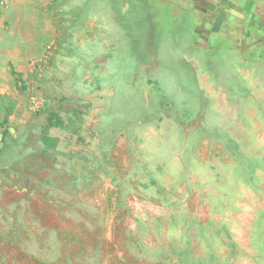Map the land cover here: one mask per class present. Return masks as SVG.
Masks as SVG:
<instances>
[{
  "label": "rangeland",
  "instance_id": "1",
  "mask_svg": "<svg viewBox=\"0 0 264 264\" xmlns=\"http://www.w3.org/2000/svg\"><path fill=\"white\" fill-rule=\"evenodd\" d=\"M0 264H264V0H0Z\"/></svg>",
  "mask_w": 264,
  "mask_h": 264
},
{
  "label": "crops",
  "instance_id": "2",
  "mask_svg": "<svg viewBox=\"0 0 264 264\" xmlns=\"http://www.w3.org/2000/svg\"><path fill=\"white\" fill-rule=\"evenodd\" d=\"M18 16V15H17ZM17 22L16 30H13L10 34L15 33L20 35V39L23 41V47L15 45L12 49H10L7 53L8 58L13 60L20 69H22L23 66H26V63L24 60H28L32 58L34 55L33 52L36 49L35 45L39 44L36 41V36L41 34V30H38V32L33 31L29 32L28 30H21V26H19V22ZM40 22V21H38ZM38 27H40V23H37ZM30 38L27 40V38Z\"/></svg>",
  "mask_w": 264,
  "mask_h": 264
},
{
  "label": "trees",
  "instance_id": "3",
  "mask_svg": "<svg viewBox=\"0 0 264 264\" xmlns=\"http://www.w3.org/2000/svg\"><path fill=\"white\" fill-rule=\"evenodd\" d=\"M6 115H5V117H4V120H5V122H8L9 121V115H12L13 114V110L12 109H10L9 107H7L6 108ZM184 260H186L185 258H183L182 260H181V262H184ZM180 261V260H179Z\"/></svg>",
  "mask_w": 264,
  "mask_h": 264
}]
</instances>
